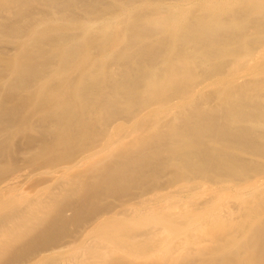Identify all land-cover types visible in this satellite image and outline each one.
<instances>
[{"label":"bare ground","instance_id":"bare-ground-1","mask_svg":"<svg viewBox=\"0 0 264 264\" xmlns=\"http://www.w3.org/2000/svg\"><path fill=\"white\" fill-rule=\"evenodd\" d=\"M0 264H264V0H0Z\"/></svg>","mask_w":264,"mask_h":264},{"label":"rangeland","instance_id":"rangeland-1","mask_svg":"<svg viewBox=\"0 0 264 264\" xmlns=\"http://www.w3.org/2000/svg\"><path fill=\"white\" fill-rule=\"evenodd\" d=\"M214 1H219V0H214ZM223 1H230V0H220V2H223ZM243 197H244V199L245 200H249L250 199V196L249 195H243ZM229 201L231 202V203H236V201L235 200H233V199H229ZM217 207H221V206H217ZM221 213V209L219 208V210L216 212V214H220ZM146 218H151V217H146ZM156 218L157 217H155V220H156ZM171 219H169V221H174V220H176V218L175 217H173V215H172V217H170ZM144 219H145V217H144ZM156 221H159V219H157ZM161 221V220H160Z\"/></svg>","mask_w":264,"mask_h":264}]
</instances>
